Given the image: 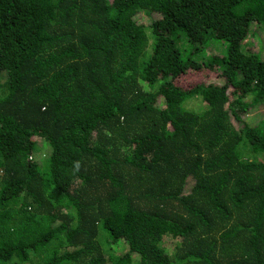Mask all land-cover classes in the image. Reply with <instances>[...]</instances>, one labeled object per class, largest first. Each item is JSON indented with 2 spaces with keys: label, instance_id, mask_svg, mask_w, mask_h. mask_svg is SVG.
Returning a JSON list of instances; mask_svg holds the SVG:
<instances>
[{
  "label": "trees",
  "instance_id": "1",
  "mask_svg": "<svg viewBox=\"0 0 264 264\" xmlns=\"http://www.w3.org/2000/svg\"><path fill=\"white\" fill-rule=\"evenodd\" d=\"M0 264H264V0H0Z\"/></svg>",
  "mask_w": 264,
  "mask_h": 264
},
{
  "label": "rangeland",
  "instance_id": "2",
  "mask_svg": "<svg viewBox=\"0 0 264 264\" xmlns=\"http://www.w3.org/2000/svg\"><path fill=\"white\" fill-rule=\"evenodd\" d=\"M255 31L258 32V29H255ZM217 50V46H212L209 48V52H214ZM207 81H212L211 78H209ZM45 149L46 147L44 146V144H41V146L39 147V149L37 150V153L39 155V153L41 154V156H44L45 154Z\"/></svg>",
  "mask_w": 264,
  "mask_h": 264
}]
</instances>
